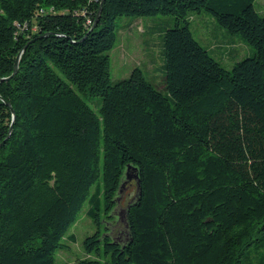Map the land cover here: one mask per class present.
<instances>
[{"label": "trees", "instance_id": "1", "mask_svg": "<svg viewBox=\"0 0 264 264\" xmlns=\"http://www.w3.org/2000/svg\"><path fill=\"white\" fill-rule=\"evenodd\" d=\"M255 1L0 0V80L11 77L0 81V264H56L86 202L98 229L83 249L94 258L76 264H264ZM202 11L254 55L226 70L192 35ZM157 15L174 18L166 93L139 67L111 83L116 21Z\"/></svg>", "mask_w": 264, "mask_h": 264}, {"label": "rangeland", "instance_id": "2", "mask_svg": "<svg viewBox=\"0 0 264 264\" xmlns=\"http://www.w3.org/2000/svg\"><path fill=\"white\" fill-rule=\"evenodd\" d=\"M254 7L260 15L264 16V0H256ZM173 25L174 18L164 15L138 19L119 18L116 21L118 38L115 47L109 52L111 83L128 78L132 71L139 67L146 79L153 82L159 91L166 93L164 89L163 32L172 28ZM189 27L194 39L228 71L235 63L250 58L255 53L243 38L227 33L205 11L191 15ZM86 101L91 109L98 114L101 98L94 97ZM97 186L98 184L93 186L91 192H94ZM134 192L135 186L131 185L127 195L118 201L121 207H125ZM121 207L117 209V215L122 209ZM87 209L88 203L86 202L75 224L65 236L64 247L55 252L56 264H76L78 260L94 258V256L86 255L83 249L85 238L93 235L98 229L86 215ZM101 223V231L104 234L108 233L106 220H102Z\"/></svg>", "mask_w": 264, "mask_h": 264}, {"label": "water", "instance_id": "3", "mask_svg": "<svg viewBox=\"0 0 264 264\" xmlns=\"http://www.w3.org/2000/svg\"><path fill=\"white\" fill-rule=\"evenodd\" d=\"M101 9H102V3H101V6H100V9H99L98 17H97L96 22H95V24H94L93 27H95L96 24H97V22H98L99 16L101 15ZM19 60H20V55H19L18 58H17L16 64H15V71H14L13 75L15 74V72H16V70H17ZM10 78H11V77H9V78H5V79H1L0 81H7V80H9ZM7 105L10 106L9 103H7ZM11 112H12V114H13V110H12V109H11ZM133 177H134L135 179H137V175H135V176H133Z\"/></svg>", "mask_w": 264, "mask_h": 264}]
</instances>
